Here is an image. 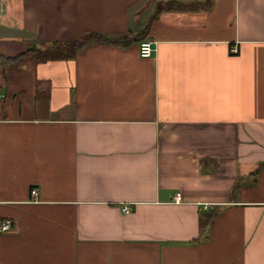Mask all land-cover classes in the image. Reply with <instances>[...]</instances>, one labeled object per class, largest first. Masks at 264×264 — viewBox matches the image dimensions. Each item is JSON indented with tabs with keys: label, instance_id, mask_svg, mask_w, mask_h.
<instances>
[{
	"label": "crops",
	"instance_id": "0c3cea01",
	"mask_svg": "<svg viewBox=\"0 0 264 264\" xmlns=\"http://www.w3.org/2000/svg\"><path fill=\"white\" fill-rule=\"evenodd\" d=\"M0 220V264H264V0H0Z\"/></svg>",
	"mask_w": 264,
	"mask_h": 264
},
{
	"label": "built area",
	"instance_id": "2783aa9c",
	"mask_svg": "<svg viewBox=\"0 0 264 264\" xmlns=\"http://www.w3.org/2000/svg\"><path fill=\"white\" fill-rule=\"evenodd\" d=\"M155 51L154 44L150 41H144L140 44V55L142 58H150L152 57L153 53ZM237 52V49L235 50ZM32 196L36 197L38 195V190L33 189L32 190ZM182 197L177 196L176 201L179 203L181 202ZM123 212L125 214L131 213V208L128 206H125L123 208ZM13 229V222L12 221H2L0 220V233H7L11 232Z\"/></svg>",
	"mask_w": 264,
	"mask_h": 264
},
{
	"label": "trees",
	"instance_id": "16d2710c",
	"mask_svg": "<svg viewBox=\"0 0 264 264\" xmlns=\"http://www.w3.org/2000/svg\"><path fill=\"white\" fill-rule=\"evenodd\" d=\"M88 44V35H86L82 40L78 41L77 43L74 44V48L75 50H80L83 46L87 45ZM57 45V44H55ZM30 51H33L30 50ZM38 52V54H40L39 51H36ZM45 55V58H53V57H61L62 56V52H60L59 50L55 49V50H52L51 52H47L44 54ZM13 61H16V60H13Z\"/></svg>",
	"mask_w": 264,
	"mask_h": 264
},
{
	"label": "rangeland",
	"instance_id": "374dc122",
	"mask_svg": "<svg viewBox=\"0 0 264 264\" xmlns=\"http://www.w3.org/2000/svg\"><path fill=\"white\" fill-rule=\"evenodd\" d=\"M34 48L37 49L36 47H34ZM37 50H38V49H37ZM37 50H36V51H37Z\"/></svg>",
	"mask_w": 264,
	"mask_h": 264
}]
</instances>
